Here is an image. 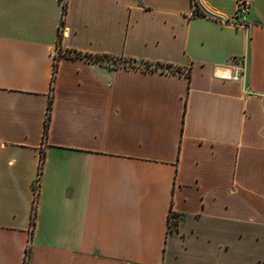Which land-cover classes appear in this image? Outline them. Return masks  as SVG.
I'll use <instances>...</instances> for the list:
<instances>
[{"label": "crops", "instance_id": "obj_1", "mask_svg": "<svg viewBox=\"0 0 264 264\" xmlns=\"http://www.w3.org/2000/svg\"><path fill=\"white\" fill-rule=\"evenodd\" d=\"M191 1L0 0V264H264V0Z\"/></svg>", "mask_w": 264, "mask_h": 264}, {"label": "trees", "instance_id": "obj_2", "mask_svg": "<svg viewBox=\"0 0 264 264\" xmlns=\"http://www.w3.org/2000/svg\"><path fill=\"white\" fill-rule=\"evenodd\" d=\"M65 13V4L62 5V16L64 15ZM196 15H199V11H196L195 13ZM59 37V36H58ZM66 57V58H71V59H78V58H85V59H88L89 56L87 55H81L80 53H76V52H71V51H62L61 49H57V56L55 58V61H57V59L59 57ZM103 57L102 56H97V57H94V59H97V60H100L102 59ZM104 59V58H103ZM157 66V65H156ZM149 66L148 65H145V68L147 69ZM55 69H56V63H54V68H53V75H52V81H53V78H54V74H55ZM49 118H50V103L48 104V107H47V111H46V118H45V122H44V131H43V138H45L46 136V131H47V128H48V124H49ZM41 166H42V158L40 160V169H41ZM40 171V170H39ZM31 224H34V214L32 215V220H31ZM28 257H29V249L26 250V253H25V258H24V264H28Z\"/></svg>", "mask_w": 264, "mask_h": 264}, {"label": "built area", "instance_id": "obj_3", "mask_svg": "<svg viewBox=\"0 0 264 264\" xmlns=\"http://www.w3.org/2000/svg\"><path fill=\"white\" fill-rule=\"evenodd\" d=\"M248 6H249V4L246 1L241 2L237 5L236 13H235L234 19L232 21L233 25H239L245 21V16H246ZM197 8H198L197 0H192L191 5H190L191 15H195Z\"/></svg>", "mask_w": 264, "mask_h": 264}, {"label": "rangeland", "instance_id": "obj_4", "mask_svg": "<svg viewBox=\"0 0 264 264\" xmlns=\"http://www.w3.org/2000/svg\"><path fill=\"white\" fill-rule=\"evenodd\" d=\"M64 4V0H63V2H62V5ZM104 60H106V61H110V59H104ZM173 222V221H172Z\"/></svg>", "mask_w": 264, "mask_h": 264}, {"label": "water", "instance_id": "obj_5", "mask_svg": "<svg viewBox=\"0 0 264 264\" xmlns=\"http://www.w3.org/2000/svg\"><path fill=\"white\" fill-rule=\"evenodd\" d=\"M208 14H209V12L208 11H206ZM209 15H211V14H209Z\"/></svg>", "mask_w": 264, "mask_h": 264}]
</instances>
